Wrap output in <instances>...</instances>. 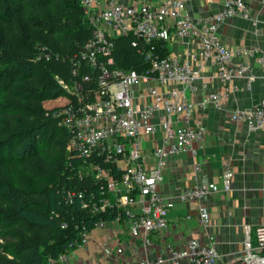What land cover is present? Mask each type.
<instances>
[{
    "label": "built area",
    "instance_id": "built-area-1",
    "mask_svg": "<svg viewBox=\"0 0 264 264\" xmlns=\"http://www.w3.org/2000/svg\"><path fill=\"white\" fill-rule=\"evenodd\" d=\"M185 2L161 0L159 6L152 7L147 0H81L91 36L72 59L71 75L75 78L70 83L58 79L70 97L65 96L67 101L52 111L58 126L70 132L68 167L74 176H90L99 183L97 194H92L90 200L81 190H68L65 202H79L92 214H103L111 209L112 218L123 220L131 239H140L144 250L151 245L149 234L167 228V214L172 207V202L157 189L162 179L161 169L169 156L184 151L194 157L196 147L207 134L205 125L193 122L194 108L188 97L196 90L199 70L189 60L158 55L147 56L150 67L143 72L111 69L114 40L130 35L133 47H138L139 42L149 45L154 39L195 40L198 54L211 61L215 66L214 75L222 83L220 91L207 95L215 105L236 91L235 79H245L250 87L258 77L255 68L264 71V51L256 48L233 50L219 37V25L224 20L234 16L250 17L245 1L223 0L221 10L201 17L189 15L185 11ZM192 55L195 59L196 55ZM236 55L252 56L254 61H236L233 59ZM80 68L96 72L97 89H82V85L88 86L94 80L89 74L77 79ZM139 88V94L144 98L141 103L136 102L135 93ZM156 114L158 125L153 122ZM173 116L180 122L177 128L173 125ZM229 119L236 124L244 123L249 131H264V97L248 108L232 111ZM158 127L161 129L160 143L152 151L145 152L143 139L153 137ZM101 162L110 163V166L104 167ZM201 170L202 164L195 162L193 171ZM221 172L220 183H196L177 195L181 202L197 205V217L204 227L211 221L203 200L232 189L230 165L223 164ZM134 204L140 207L136 214L129 207ZM104 223L100 218L95 225L104 227ZM60 225L61 228L66 226ZM249 232L247 228L243 263L264 264V217L252 236ZM87 233V230L80 233L75 247L88 243ZM146 252L135 262L112 264H185L187 261L229 264L218 263L219 254L213 245V237L208 244L198 237L189 238L184 247L168 244L166 255L155 258L148 257ZM67 260V254L63 252L57 258H50L49 262L61 264Z\"/></svg>",
    "mask_w": 264,
    "mask_h": 264
},
{
    "label": "trees",
    "instance_id": "trees-1",
    "mask_svg": "<svg viewBox=\"0 0 264 264\" xmlns=\"http://www.w3.org/2000/svg\"><path fill=\"white\" fill-rule=\"evenodd\" d=\"M90 36L81 0H0V264H50L96 220L114 214L65 202L68 190H81L90 200L99 183L74 176L70 132L44 105L70 96L58 79L75 78L72 59ZM131 39L114 40L111 69L139 73L150 67L147 56L167 55L162 40L133 47ZM83 74L94 81L82 89H97L96 72L80 68L76 78Z\"/></svg>",
    "mask_w": 264,
    "mask_h": 264
},
{
    "label": "crops",
    "instance_id": "crops-1",
    "mask_svg": "<svg viewBox=\"0 0 264 264\" xmlns=\"http://www.w3.org/2000/svg\"><path fill=\"white\" fill-rule=\"evenodd\" d=\"M243 1L250 10V17L244 19L234 16L224 20L219 25V37L233 50L256 48L264 51V0ZM147 2L157 7L161 0ZM222 7L223 0L185 2V11L196 17L217 13ZM164 43L167 46L166 57L189 60L199 70V78L195 80L196 90L189 93L188 97L194 108L193 122L205 125L207 134L196 147L194 157L188 152H180L169 156L161 169L162 179L157 189L172 202V207L167 214V228L149 234L151 245L145 249V254L155 258L166 255L168 244L184 247L191 237H198L208 244L210 237H213V245L219 254L218 263L244 264L245 231L248 228L252 236L256 225L264 217V131H249L244 123L231 122L229 115L236 109L256 104L264 97V71L255 68L258 77L250 87L245 79H235L236 91L215 105L207 99V95L220 91L222 83L214 75L215 66L211 61L198 54L196 41L174 38ZM192 54L196 55L195 59ZM233 59L248 63L254 61L252 56L246 55H236ZM158 88L161 89L159 85ZM140 91V88L139 91L136 89L137 103L144 100ZM172 121L174 127L180 126L175 116ZM153 122L158 125V114ZM160 139L161 129L158 127L153 137L143 139L144 151H152ZM195 162L202 164L201 171H193ZM225 163L230 165L233 172L232 189L212 194L203 200L211 221L204 227L197 217V205L181 202L177 195L196 183H220ZM129 207L134 214L140 208L137 204ZM104 224V227L95 225L89 230L86 236L88 243L69 249L66 252L68 260L61 264L128 263L144 255L142 241L131 239L123 220L116 221L111 217ZM185 264L192 263L187 261Z\"/></svg>",
    "mask_w": 264,
    "mask_h": 264
},
{
    "label": "rangeland",
    "instance_id": "rangeland-1",
    "mask_svg": "<svg viewBox=\"0 0 264 264\" xmlns=\"http://www.w3.org/2000/svg\"><path fill=\"white\" fill-rule=\"evenodd\" d=\"M69 97L70 96H67L66 98H69ZM66 98H65V96H63V97H59L57 99H50V100L45 101L44 105H45V107L49 108V110H51V109L54 110L55 107H59L61 104H63L65 101H67ZM97 221L98 220H96L94 222V224L97 223Z\"/></svg>",
    "mask_w": 264,
    "mask_h": 264
}]
</instances>
